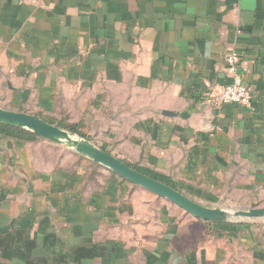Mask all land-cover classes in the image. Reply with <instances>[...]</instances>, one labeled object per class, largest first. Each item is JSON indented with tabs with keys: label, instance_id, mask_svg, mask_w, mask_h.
I'll list each match as a JSON object with an SVG mask.
<instances>
[{
	"label": "crops",
	"instance_id": "1",
	"mask_svg": "<svg viewBox=\"0 0 264 264\" xmlns=\"http://www.w3.org/2000/svg\"><path fill=\"white\" fill-rule=\"evenodd\" d=\"M232 51L251 110L213 101ZM0 107L205 207L262 208L264 0H0ZM0 264H264V221L197 219L0 125Z\"/></svg>",
	"mask_w": 264,
	"mask_h": 264
},
{
	"label": "water",
	"instance_id": "2",
	"mask_svg": "<svg viewBox=\"0 0 264 264\" xmlns=\"http://www.w3.org/2000/svg\"><path fill=\"white\" fill-rule=\"evenodd\" d=\"M0 125L27 130L52 143L63 145L76 153L107 167L126 181L167 199L197 219L210 222L264 221V207L249 209L208 208L196 203L172 186L128 166L114 155L97 147L89 140L76 136L54 124L30 114L0 107Z\"/></svg>",
	"mask_w": 264,
	"mask_h": 264
},
{
	"label": "built area",
	"instance_id": "3",
	"mask_svg": "<svg viewBox=\"0 0 264 264\" xmlns=\"http://www.w3.org/2000/svg\"><path fill=\"white\" fill-rule=\"evenodd\" d=\"M228 72L232 75V82L223 87L216 95L213 101L216 105L235 104L247 109H252V90L244 83L241 70L239 68L240 55L232 51L226 56Z\"/></svg>",
	"mask_w": 264,
	"mask_h": 264
},
{
	"label": "trees",
	"instance_id": "4",
	"mask_svg": "<svg viewBox=\"0 0 264 264\" xmlns=\"http://www.w3.org/2000/svg\"><path fill=\"white\" fill-rule=\"evenodd\" d=\"M19 130H24V129H19ZM70 130L72 131V132H75V129H72V128H70ZM25 131H27V130H25ZM34 135V134H33ZM127 164V163H126ZM128 165V164H127ZM130 166V165H129ZM131 167V166H130Z\"/></svg>",
	"mask_w": 264,
	"mask_h": 264
},
{
	"label": "rangeland",
	"instance_id": "5",
	"mask_svg": "<svg viewBox=\"0 0 264 264\" xmlns=\"http://www.w3.org/2000/svg\"><path fill=\"white\" fill-rule=\"evenodd\" d=\"M261 204H263V205H264V203H261ZM259 206H261V205H259ZM254 208H261V207H254ZM226 210H228V209H226Z\"/></svg>",
	"mask_w": 264,
	"mask_h": 264
}]
</instances>
